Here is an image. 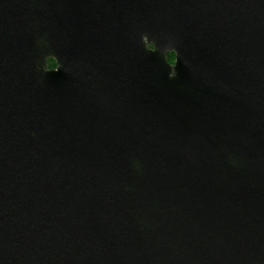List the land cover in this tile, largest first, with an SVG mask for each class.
<instances>
[{"label":"water","instance_id":"obj_1","mask_svg":"<svg viewBox=\"0 0 264 264\" xmlns=\"http://www.w3.org/2000/svg\"><path fill=\"white\" fill-rule=\"evenodd\" d=\"M0 264H264V0H0Z\"/></svg>","mask_w":264,"mask_h":264},{"label":"flooded vegetation","instance_id":"obj_2","mask_svg":"<svg viewBox=\"0 0 264 264\" xmlns=\"http://www.w3.org/2000/svg\"><path fill=\"white\" fill-rule=\"evenodd\" d=\"M167 59L170 61L171 64H174L175 63V54H171L167 57ZM55 63V62H54ZM56 64V63H55ZM57 68V64L55 65V67L53 69H56Z\"/></svg>","mask_w":264,"mask_h":264},{"label":"trees","instance_id":"obj_3","mask_svg":"<svg viewBox=\"0 0 264 264\" xmlns=\"http://www.w3.org/2000/svg\"><path fill=\"white\" fill-rule=\"evenodd\" d=\"M48 65H49V69L53 70L56 64L54 63V61H49Z\"/></svg>","mask_w":264,"mask_h":264}]
</instances>
